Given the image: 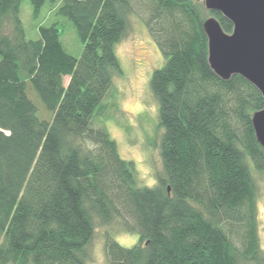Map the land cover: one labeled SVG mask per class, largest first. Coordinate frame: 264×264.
<instances>
[{"label":"trees","instance_id":"1","mask_svg":"<svg viewBox=\"0 0 264 264\" xmlns=\"http://www.w3.org/2000/svg\"><path fill=\"white\" fill-rule=\"evenodd\" d=\"M23 1L0 0V264H91L96 218L139 234L124 246L107 231L109 264H239L234 234L258 261L251 167L264 171V147L252 118L264 97L242 75L212 69L203 3L30 0L34 17L46 7L55 19L29 38ZM144 5L166 60L150 78L163 129L153 186L138 184L135 162L93 120L123 70L116 44ZM208 14L233 31L221 12ZM61 16L84 44L80 56L64 45Z\"/></svg>","mask_w":264,"mask_h":264},{"label":"rangeland","instance_id":"2","mask_svg":"<svg viewBox=\"0 0 264 264\" xmlns=\"http://www.w3.org/2000/svg\"><path fill=\"white\" fill-rule=\"evenodd\" d=\"M197 1L203 3L202 0ZM136 8L137 10L130 15L126 37L115 47L123 70L113 76L111 90L104 100L107 105L103 113L95 114L93 120L97 126L106 127L111 137L116 140L121 156L135 162L138 169V184L153 186L163 171L160 154L163 129L159 126L158 102L151 91L150 78L153 71L162 67L166 60L147 28L146 6ZM206 13V16H209L208 11ZM21 18L27 37L37 38L38 25L51 24L55 16L53 11L44 7L39 16L34 17L30 0H24ZM59 21L65 47L70 53L80 56L84 44L72 22L62 16ZM68 80L69 76H65V85ZM30 96L33 100L34 97L37 98L33 91L30 92ZM39 107L42 110L41 104ZM251 170L257 191L259 260L244 257L245 245L240 236L234 234L233 240L237 247L239 264H264V171L256 170L254 165ZM107 231H111L113 238L124 246H133L139 239L137 232L123 230L117 221L104 224L96 218L94 236L88 246L91 264H109L105 253Z\"/></svg>","mask_w":264,"mask_h":264},{"label":"water","instance_id":"3","mask_svg":"<svg viewBox=\"0 0 264 264\" xmlns=\"http://www.w3.org/2000/svg\"><path fill=\"white\" fill-rule=\"evenodd\" d=\"M202 1L208 12L219 11L233 23L232 32H226L214 15L207 16L203 23L212 69L223 79L242 75L264 97V0ZM252 120L264 147V109L256 111Z\"/></svg>","mask_w":264,"mask_h":264}]
</instances>
